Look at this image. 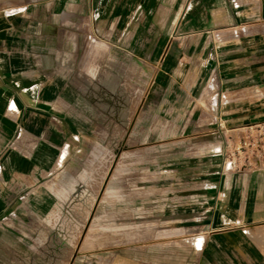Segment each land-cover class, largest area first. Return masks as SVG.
Returning <instances> with one entry per match:
<instances>
[{
  "label": "crops",
  "instance_id": "1",
  "mask_svg": "<svg viewBox=\"0 0 264 264\" xmlns=\"http://www.w3.org/2000/svg\"><path fill=\"white\" fill-rule=\"evenodd\" d=\"M128 59L142 88L147 71L153 111L189 109L191 123L199 109L214 124L206 139L231 144L188 164L217 173L201 249L121 264H264V0H0V236L14 241L11 227L56 209L67 190L49 178L65 170V149L110 129L90 93L97 61L113 76L112 61ZM236 141H253L257 162L227 164Z\"/></svg>",
  "mask_w": 264,
  "mask_h": 264
},
{
  "label": "rangeland",
  "instance_id": "2",
  "mask_svg": "<svg viewBox=\"0 0 264 264\" xmlns=\"http://www.w3.org/2000/svg\"><path fill=\"white\" fill-rule=\"evenodd\" d=\"M98 49L110 51L99 42ZM107 62L97 61L100 90L90 93L106 103L110 129L65 149V170L49 184L67 191L47 217L11 227L14 241L0 236V264H121L126 254L201 249L210 217L206 194L217 173L188 164L220 158L231 141L206 139L214 124L201 123L199 109L191 123L189 109L153 111L145 68L142 88L134 60L112 61L113 76L105 75ZM119 64L125 71L114 91ZM236 145L242 152L226 156L227 164L257 162L248 141Z\"/></svg>",
  "mask_w": 264,
  "mask_h": 264
},
{
  "label": "built area",
  "instance_id": "3",
  "mask_svg": "<svg viewBox=\"0 0 264 264\" xmlns=\"http://www.w3.org/2000/svg\"><path fill=\"white\" fill-rule=\"evenodd\" d=\"M244 143H247V142H244ZM252 144H253V141H250V142H249V145H252Z\"/></svg>",
  "mask_w": 264,
  "mask_h": 264
}]
</instances>
